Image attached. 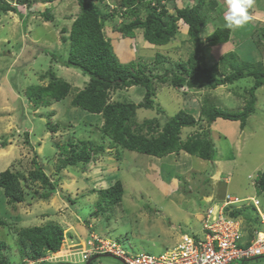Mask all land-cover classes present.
<instances>
[{
	"label": "rangeland",
	"instance_id": "374dc122",
	"mask_svg": "<svg viewBox=\"0 0 264 264\" xmlns=\"http://www.w3.org/2000/svg\"><path fill=\"white\" fill-rule=\"evenodd\" d=\"M91 1L105 10L103 4L114 0ZM2 2H7L16 9L18 7V11L2 10ZM19 3L22 1L0 0V84L7 87L2 89L5 95L0 91V142L6 140V144L0 146V171L10 168L23 173L25 188L38 189L40 182L32 183L27 178V172L34 167L33 160H36L48 179L54 183L55 189L47 198H42L37 193L33 198L27 197V200L16 204L7 199L1 202L0 242H4V246L0 248L2 261L6 264H38L39 260L44 259L42 264H125L121 258L112 254H102L92 258V261L88 260L91 251L87 250L86 245L93 244L91 238L97 241H108L110 238L129 250V254L136 251L156 254L173 244L177 235L192 234L197 230L205 207L214 202L219 203L227 194L238 198L258 196L264 207V195L253 184L257 175L264 172V84L254 92L257 95L255 110L249 116L238 140L233 141L238 135L235 124L221 118L210 123L212 127L209 130L205 122H200V127L181 129V137L184 139L189 133L199 132L208 139L214 134L220 147V151L216 153L217 160H221L224 169L231 168V171L223 173L222 179H218V189L214 192V188H211L214 180L210 178L214 169L212 161L191 156L189 163L181 162L179 153L171 158L153 160L142 153L110 146L109 138L99 129L103 121L101 115L73 107L70 104L72 95L62 101L38 107L25 96L23 101H19V97L23 98L19 93L23 89L25 91L32 84L48 80H41L40 77L48 70L67 80L72 86V93L83 87L88 80V76L76 67H65L59 62V57H66L70 46L68 29L79 11L78 1L52 0L43 3L45 6L42 4V12L46 11L48 16H52L49 20L40 14V10H31ZM129 20L128 16L117 17L111 14L103 27L112 51L122 65L139 62L144 64V74L162 75L165 69H173L174 62H185L193 52L192 45L184 39L186 35L182 22H178V31L172 40L154 45L141 39L143 29L135 30V38L122 36L114 30V26ZM206 35L203 31L202 40ZM261 37L257 28L252 35V39L258 43L252 45L258 51L256 54L253 55L249 49L250 52L244 59L239 56L243 53L241 50L236 52L234 58L228 59L225 56L226 70L229 71L231 65L253 69L262 67L263 62L264 66V57L262 62L257 57V54L262 55L264 52ZM203 48V61L210 66L215 61V51L218 50L207 45ZM51 53L58 57L54 58ZM158 53L165 58L155 62ZM247 63H250V67L244 65ZM199 64L202 67L203 62L200 60ZM150 68L152 72L149 71ZM153 79L154 100L163 112L138 107L135 118L138 122L157 119L161 125L183 107L197 116L199 110L196 106L203 99H207V103L229 107L231 110L242 108L249 97L246 90L253 83L252 77H244L214 89H189L185 94L186 90L176 89ZM9 90L12 92L11 97L6 94ZM143 93L141 86L132 85L112 91L111 99H126L138 103L142 100ZM49 124L55 128L54 131L48 128ZM226 130L231 135L225 138L222 132L226 133ZM69 139L91 141L95 146L103 143L105 147L102 152L92 153L88 163L61 166L68 154L62 152V147ZM117 150L121 152L120 156H117ZM176 171H183V174L178 177ZM166 173L175 175L176 186L171 188L173 193L164 195L169 188L166 185L169 184ZM228 175L230 178L226 182L225 177ZM100 179L107 182L112 180L111 183L122 180L125 189L123 201L105 209L99 208L97 201L99 202L100 195L96 189L101 188ZM90 186L93 187L89 188ZM138 189L145 193L140 190V194ZM87 192L90 194L87 195ZM204 192L213 199L207 201L203 197ZM158 202H162L163 208L156 211ZM48 222L62 227L63 238L59 251L53 253L45 250L43 256L40 255L42 258L38 259L31 257L28 250L26 254H22L19 230ZM2 261L0 264H3ZM230 264H264V256L235 260Z\"/></svg>",
	"mask_w": 264,
	"mask_h": 264
},
{
	"label": "trees",
	"instance_id": "16d2710c",
	"mask_svg": "<svg viewBox=\"0 0 264 264\" xmlns=\"http://www.w3.org/2000/svg\"><path fill=\"white\" fill-rule=\"evenodd\" d=\"M21 1L25 2L26 0ZM77 1L79 11L68 29L70 46L66 57H59V62L65 67H76L88 76V80L83 88L72 93V86L67 80L57 77L54 72L48 70L45 75L40 76L41 80L48 78L45 83L32 84L25 91V96L35 107L48 105L51 100L58 101L70 94L72 95L70 104L73 107H79L87 112L101 115L103 122L99 129L104 136L109 138L110 146L157 157L184 150L205 160L213 159L214 145L212 140L204 137L199 132H196V134L190 133L184 139L181 137V129L184 127H200V122H205L209 130V124L217 118L239 121L241 128L244 126L247 117L255 110L256 95L254 92L264 84V70L262 67L244 69L239 68L237 65H231L232 70L229 69L228 71L225 65L227 62L224 58L210 66H207L203 61L204 45L211 47L225 43L229 38L230 30L225 26H221L216 27L202 40L201 34L207 26V12L216 7V0H198V4L192 7L180 8L173 5L172 13L167 6V3L172 2V0H114L111 3L105 2L103 4L105 10L96 6L91 0ZM1 9L4 11H17L16 8L10 7L7 2L1 3ZM42 14L48 20L52 18L51 15H47L46 11ZM111 14H115L117 17L128 16L130 18L127 23L114 26V30L122 36L133 37L135 30L140 28L143 29L145 40L154 45H162L172 40L178 31V21L182 20L187 26V38L185 40L192 45L193 52L185 62H174L173 69H165L162 75L144 74V64L139 62L122 65L112 51L109 38L103 32L105 20L110 18ZM262 33L263 31L260 30V36ZM261 38H264L263 35ZM197 53H200V55L197 56ZM51 55L54 58L58 57L54 53H51ZM164 58L158 53L155 62ZM200 60L203 62L202 67L199 64ZM219 64H222V66ZM135 66L137 67L135 68ZM248 66L250 67V63ZM149 71L152 72L151 68ZM244 77H252L253 83L246 90L249 97L242 108L231 110L220 105L207 103V99H203L202 103L196 106L199 110L197 116L193 115L191 110H186L183 107V109L168 117L162 125L157 119H145L138 122L135 118L138 107L154 108L163 112V109L154 100L155 86L153 78L176 89L186 90V94L189 89L204 87L214 89L217 86L232 84ZM132 85L141 86L144 89L140 102L134 103L126 99H111L112 91L121 90ZM48 128L55 130L50 124ZM5 144L6 140L3 139L0 146ZM104 147L103 143L95 146L91 141L69 139L62 147V152L68 154L64 157L61 166L74 165L78 162L88 163L92 153L102 152ZM119 152L117 150V156H120L121 152ZM33 165L34 167L27 172V178L32 183L40 182V186L37 185L38 189L34 190L25 188L23 181H26V179L23 173L12 171L10 168L0 171L1 205V202L5 199L16 204L27 200V197L33 198L37 193L42 198H47L54 191V183L48 179L40 164L33 160ZM178 176L181 175L178 174ZM253 184L258 192L264 195V172L257 175L253 180ZM40 188L43 191L39 192ZM96 190L100 195V200L97 199L99 200V202L97 201L99 208L105 209L123 201L125 189L122 180H116L111 185ZM230 214L234 216L236 212L231 211ZM261 226L264 225L261 223ZM195 234L199 233L196 232ZM62 238V227L56 223L48 222L44 225L21 228L19 230V247L22 254H26L28 250L31 257L38 259L41 257L40 255L44 254L45 250L53 253L58 252ZM2 246H4V242H0V248ZM102 254L108 253H94L88 257V260L92 261V258ZM258 256L264 255L253 257ZM241 260H249V258ZM0 261H2L1 258ZM43 261L44 259L39 260L40 263L38 264H42ZM2 262L6 264L5 261Z\"/></svg>",
	"mask_w": 264,
	"mask_h": 264
},
{
	"label": "crops",
	"instance_id": "0c3cea01",
	"mask_svg": "<svg viewBox=\"0 0 264 264\" xmlns=\"http://www.w3.org/2000/svg\"><path fill=\"white\" fill-rule=\"evenodd\" d=\"M216 7L213 9V10H209L208 12H207V15H206V19H207V26H206V28H205V32H206V34H209V33H211L216 27H221V26H224V19H223V15H224V12L226 11V5H225V3H224V0H216ZM42 4H43V2H38L37 3V9H40V10H42L43 8H41L42 7ZM168 4V3H167ZM196 4H198V0H172V2H170L167 6H169L170 5V7H168V9H169V11L172 13L173 12V10H172V7H173V5H176V6H178V7H192V6H194V5H196ZM44 5V4H43ZM45 6V5H44ZM251 12H252V14H253V16H254V20H253V22H251L250 24H248L245 28H243V29H238V30H235V31H232V30H230V33H229V38H228V40L225 42V43H221V44H218V45H214V46H211V47H215V48H217V50L218 51H215V61H216V63L217 62H219V61H221V59L222 58H225V56H228V58H234V57H236V52L237 51H239V50H241L243 53H242V55L241 54H239V56H241L243 59L245 58V55H247L250 51H249V49H251V52H253V55L254 54H256L258 51L257 50H255L254 49V47L252 46V45H254L255 43L257 44V42H255L253 39H252V35H253V33H254V31L258 28L259 30H262L263 31V33H262V35H263V37H264V0H256V7L254 8V9H252L251 10ZM180 22H182L183 24H184V35H186V38H187V26H186V24L182 21V20H179ZM178 21V22H179ZM137 29H140V28H137ZM140 31H141V29H140ZM119 33V32H118ZM142 35H141V39L142 40H144V41H146L145 40V38H144V36H143V33H141ZM136 37V32H135V35L133 36V37H131V38H135ZM138 38V37H137ZM186 38H184V39H186ZM147 42V41H146ZM260 42L261 43H263V46H264V38H261V40H260ZM148 43V42H147ZM257 57H258V59H259V61H261L262 62V60H263V57H264V52L262 53V55L261 54H257ZM215 61H213L214 63H215ZM212 62V64H214ZM249 63H247V64H245V65H248ZM262 67H263V70H264V66H263V62H262ZM2 86L0 87V91L5 95V93L3 92V90L2 89H4L5 90V88L4 87H6L4 84H1ZM7 88V87H6ZM11 88V91H13L14 90V88L11 86L10 87ZM80 88H82V87H80ZM10 90L9 91H6V94L9 96V97H11V95H12V92H11ZM256 95V94H255ZM257 96V95H256ZM230 97V96H229ZM228 97V98H229ZM257 102V101H256ZM229 108V107H228ZM239 108H241V107H239ZM254 113V111L251 113V114H253ZM250 116V115H249ZM249 116L247 117V119H246V122H245V124H244V126L243 127H241L240 128V125H239V121H231V120H226V119H224V120H226V121H228V122H231V123H233V124H235V128L238 130V135H237V137H235L234 138V140L233 141H235V140H238V137L240 136V134L242 133V131H244V129H245V127H246V123H247V120H248V118H249ZM210 127H212V125H209V129H210ZM229 133V134H228ZM190 134V133H189ZM188 134V135H189ZM222 134H223V136L226 138V137H228V136H230L231 134H230V132H229V130H226V133H223L222 132ZM213 135V136H212ZM211 135V140H212V142H213V145H214V155H213V159H211V160H208V161H212V163H213V166H214V169H213V172L210 174V178L212 179V180H214V182H213V184H211V188L213 189L214 188V192H217V189H218V184H219V182H220V180H218L219 178H221L222 176H223V173H226L227 171H231V168H229V169H224V164L221 162V160H217V158H218V155H216V153L218 152V151H220L219 150V145L217 144V142L215 141V137H214V134H212ZM218 138H219V136H218ZM231 143H232V141H230ZM177 153H179V156H180V161L181 162H187V163H189V161H190V159L192 158L191 156H195V155H192V154H189V153H187V152H185L184 150H179V151H177V152H171V153H169V154H167V155H165V156H163V157H168V158H171L172 156H174V154H177ZM146 156H147V158H152L153 160L155 159V160H157V159H160V158H163V157H157V156H151V155H147V154H145ZM195 157H197V156H195ZM146 158V157H145ZM197 158H199V157H197ZM199 159H202V158H199ZM153 160H151V161H153ZM199 162H202L201 160L199 161ZM188 168H190V167H188ZM188 168H186V170L188 169ZM177 173H176V175L178 176V174L179 175H181V174H183V171L182 172H178V171H176ZM167 177H169V184L168 183H166V185H168L169 186V188H167V190H166V192H165V194L164 195H166V194H171V193H173V192H171V188H174L176 185V183L174 182V180H175V178H174V176L175 175H173V174H171V173H166L165 174ZM179 177V176H178ZM229 178H230V175H228V176H226L225 177V181L226 182H228L229 181ZM103 180H105L104 178H103ZM100 181H101V185H99V187L101 186H107V185H109L110 183H111V181L112 180H110V182H107V181H102L101 179H100ZM99 181V182H100ZM178 180H176V182H177ZM171 183H173V184H171ZM93 186H90L89 188H92ZM167 187V186H166ZM142 191V193H145L144 192V190H142V189H138V191L137 192H139L140 194H141V191ZM174 190H177V189H174ZM177 193L180 195V192L179 191H177ZM176 192L174 193V194H177ZM219 193V192H218ZM215 195L216 196H218V194L217 193H215ZM203 196H205L206 198H207V201L209 200H211V199H213L212 198V196L210 195V194H207L206 192H204L203 193ZM222 195H220V197H221ZM255 195H247V196H244V197H236L237 199H243L244 200V198L245 199H252V200H257L258 201V204H257V206L255 207L254 206V204H253V202L251 201V200H249L248 202H242L241 204H238L237 203V205L235 204L233 207H234V212H236V216H239L240 218H241V220H242V222H243V224H244V227H245V231L247 232V233H251L252 232V230L253 229H263V227L261 226V223H259V222H257L256 224H252L251 222H249L248 221V219L247 218H245L243 215H242V213L241 212H243V211H245V210H248V211H252V212H256V213H262V214H264V207H262L261 206V201L258 199V196H255ZM225 197V196H224ZM232 197H235V196H232ZM264 198V197H263ZM223 199L224 198H221V200L219 201V203L220 202H222L223 201ZM180 201H182V198L180 199ZM215 203H217V202H214V203H211V204H215ZM210 204V205H211ZM209 206V205H208ZM208 206H206L205 207V209H204V211L202 212V214L201 215H203L204 216V212H205V210H206V208L208 207ZM163 208V206H162V202H158V205L156 206V211H158V210H160V209H162ZM245 209V210H244ZM199 214V215H200ZM197 216H198V213L196 214ZM192 218H194L193 216H192ZM256 220H259L258 219V215L256 216V217H254ZM199 220H200V218H199ZM202 220H203V218H202ZM202 220H201V224H200V226L198 227V229L197 230H195L193 233L195 234L196 232L197 233H200V231L202 230ZM171 223V222H170ZM169 223V224H170ZM171 224H173V223H171ZM174 225V224H173ZM172 225V226H173ZM176 227V226H175ZM174 227V228H175ZM177 234V233H176ZM182 235H184V234H179V235H177V239L175 240V242H177L180 238H181V236ZM146 239H149L150 240V238H146ZM152 240V239H151ZM174 242V243H175ZM173 243V244H174ZM172 245V244H171ZM170 246V245H169ZM88 258V257H87Z\"/></svg>",
	"mask_w": 264,
	"mask_h": 264
},
{
	"label": "built area",
	"instance_id": "2783aa9c",
	"mask_svg": "<svg viewBox=\"0 0 264 264\" xmlns=\"http://www.w3.org/2000/svg\"><path fill=\"white\" fill-rule=\"evenodd\" d=\"M236 201H238L236 197L228 196L221 203V208ZM221 212L209 209L202 221V233L198 237L195 234H184L178 244L162 253L151 254L141 251L129 254L114 241H98L99 248L121 257L128 264H229L235 259L254 255L250 252L254 248H259L260 253H264V230L256 231L255 239L258 240L254 241L250 248L239 246L237 241L240 239L241 231L238 224L221 215ZM233 244L237 246L232 247ZM88 250L92 253L91 249Z\"/></svg>",
	"mask_w": 264,
	"mask_h": 264
},
{
	"label": "clouds",
	"instance_id": "9594fccd",
	"mask_svg": "<svg viewBox=\"0 0 264 264\" xmlns=\"http://www.w3.org/2000/svg\"><path fill=\"white\" fill-rule=\"evenodd\" d=\"M39 2L45 3L47 1H41V0H39ZM37 3H38V1H35V0H30V1L29 0H26L25 2H22V5L25 8L26 7H29L31 10L32 9H34V10H40V9H37L36 8L37 7ZM224 3L226 5V11L224 12L223 19H224V26L227 29L232 30V31H235V30H238V29H243L248 24H250L251 22H253L254 16H253L251 10L256 7V0H224ZM40 11H41L40 14H42L43 13L42 10H40ZM12 12H14V11H12ZM0 86H1V84H0ZM25 91H24V89L21 92L18 91L19 93H21L23 95V98L22 99H20V97H19V99H18L19 101H23L24 100ZM69 95H67L63 99L68 98ZM63 99L58 100L57 102L62 101ZM51 102H54V100H51L50 103ZM89 194L90 193L87 192V195H89ZM241 213L252 224H256L257 222H260V223L262 222V219L256 220L254 218V217H256L258 215V213H256V212L249 213L248 210H245V211H243ZM192 234H194V233L192 232ZM108 241H110V242H113V241L116 242L115 239H110V238L108 239ZM117 244L119 246H121V244H119V243H117ZM121 247H123V246H121ZM137 252H141V251H136V252H132V253H137ZM145 252H147V251H145Z\"/></svg>",
	"mask_w": 264,
	"mask_h": 264
},
{
	"label": "bare ground",
	"instance_id": "6f19581e",
	"mask_svg": "<svg viewBox=\"0 0 264 264\" xmlns=\"http://www.w3.org/2000/svg\"><path fill=\"white\" fill-rule=\"evenodd\" d=\"M58 2V1H57ZM17 6V5H16ZM17 9H18V7H17ZM20 14V13H19ZM46 21V20H45ZM204 66V65H203ZM81 73V72H80ZM222 179V178H221ZM228 196H230V197H232L231 195H225V197H224V199H226ZM202 197V196H201ZM204 197V196H203ZM224 199H223V201H224ZM45 200V199H44ZM241 200V199H240ZM238 200V201H236V202H233V203H230L227 207H224V208H221V203L223 202H220V203H215V204H211V205H209L207 208H206V210H205V212H204V216H203V219L205 218V214H206V212L209 210V209H214V210H216L217 211V213L218 212H220V211H222L221 212V215H223V216H225V217H227L228 219H232L234 222H236L237 224H238V226H239V228H240V231H241V234H240V239L237 241V244H239V246H248V248H250V245L254 242V241H256V240H258V238H256L255 239V237H256V231H258V230H260V231H262V230H264V226H263V229L261 230V229H253L252 230V232L251 233H247L246 231H245V227H244V224H243V222H242V220H241V218L239 217V216H236V215H231L230 214V211H234V205L236 204L237 205V203L238 204H241L242 202H247V201H249V200H251L252 202H253V204H254V206L256 207L257 206V204H258V202L257 203H255L254 202V200H252V199H244V200ZM229 209H231V210H229ZM245 210V209H244ZM262 216H264V214H262V213H258V219L260 220V219H262ZM92 220V219H91ZM203 221V220H202ZM201 222V221H200ZM262 223V222H261ZM201 224V223H200ZM263 225H264V223H262ZM202 233V231L199 233V234H195V236L196 237H198L200 234ZM183 236V235H182ZM182 236H181V238L177 241V242H175L174 244H172V245H170V246H167V247H165L162 251H160V252H158V253H162V252H164V251H166V249H168V248H170V247H173V246H175L176 244H178L180 241H181V239H182ZM91 240V242L93 243V244H91V246H87V250L88 249H91L92 250V254H96V253H108V254H112V255H115V254H113V253H111V252H109V251H102L101 250V248H99V242L97 241V239H93V238H91L90 239ZM120 244V243H119ZM232 247H236L237 245L236 244H233V245H231ZM85 249V248H84ZM252 254H254V255H252V256H250V257H253V256H256V255H264V253H260V249L259 248H254V249H252L251 251H250ZM158 253H156V254H158ZM92 254H90V255H92ZM155 254V253H154ZM115 256H117V255H115ZM117 257H119V256H117ZM250 257H247V258H250ZM119 258H121V257H119ZM122 259V258H121ZM241 259H243V258H241ZM123 260V259H122ZM235 260H240V259H235ZM235 260H233V261H235ZM233 261H231V262H233ZM123 262L125 263V264H128V263H126L124 260H123ZM230 262V263H231ZM229 263V264H230Z\"/></svg>",
	"mask_w": 264,
	"mask_h": 264
}]
</instances>
